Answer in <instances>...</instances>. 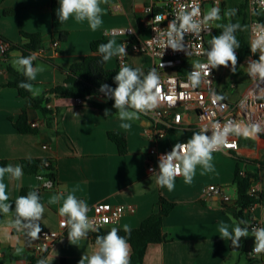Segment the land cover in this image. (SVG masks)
<instances>
[{"label": "crops", "instance_id": "crops-1", "mask_svg": "<svg viewBox=\"0 0 264 264\" xmlns=\"http://www.w3.org/2000/svg\"><path fill=\"white\" fill-rule=\"evenodd\" d=\"M50 0H0V37L11 44L6 57L0 56V164L4 167L21 165L26 159H50L55 170V185L52 189L41 190V203L45 211L39 223L41 230H56L62 219L58 209L63 199L75 189L77 199L87 203L92 213V206L98 202L111 205H132L135 212L123 216L113 227L124 229L137 228L155 209L159 197L174 204V208L163 218L162 233L165 240L149 244L146 247L142 264H264L262 256L231 251L229 239L221 238L220 227L227 226L229 233L238 225L247 228L234 218V207L237 198L234 178L236 170L254 176L252 186L259 192L264 191V136L239 138L237 152H212V171H204L201 165L196 166V173L191 184L184 182L182 175L175 177V187L169 191L157 183V173L147 171L146 152L153 144L144 133L145 120L139 115L138 120L130 121L132 127L123 129L118 117L119 110L114 104L100 100L99 107L77 105L74 99L50 97L46 106L55 111L51 120L40 112L28 110V122H37L40 126L36 134H19L13 127L26 100L19 96L14 88L6 86V66L16 70L23 67L15 61L22 57L16 47L26 40L22 34L42 35L44 53L32 63L33 68L43 69L36 75L33 91L39 90L41 97L50 86L63 84L66 73L73 64L80 62L90 54V43L100 39L111 29L131 28L140 40L148 36V15L144 8L152 6L158 10L161 0H101L103 23L93 31L88 22H77L74 16L62 26L68 32L65 41L58 40V34L51 25ZM59 4V0H56ZM126 35H118L117 45L123 44ZM58 42L57 47L51 43ZM259 57L264 56V46L257 48ZM264 63L261 59L255 62L247 58L239 65L238 71L233 66H217L215 81L220 96L233 101L238 99L249 84V80L259 72H253L252 65ZM128 64L140 69L142 73L151 69L152 60L146 55H131ZM116 56L106 63V69L116 67ZM251 76V77H248ZM105 109L108 114L105 115ZM125 111L133 110L124 107ZM49 122V123H48ZM184 126L169 132L159 140L156 147L159 151H168L176 144L187 142L194 133H203L196 125L193 115H184ZM123 134L126 151L120 154L116 145L109 140L108 133ZM45 146V148H44ZM2 167V166H0ZM19 179H12L6 173L3 183L9 200L18 198L22 188L37 189L41 181L37 175L24 172ZM220 185L230 198L223 202L220 198H204L203 191L210 185ZM53 196L60 201L50 204ZM254 219L264 227V205L256 204L246 212L245 218ZM15 210L0 212V262L3 264H27V235L29 229L14 224ZM21 224H27L22 218ZM248 237H252L249 233ZM255 241V237H252ZM130 247V245H129ZM17 249H20L17 252ZM99 250V245L92 241V235L79 241L71 242L68 236L59 238L53 243L40 260L47 264H78L82 256L91 255ZM132 249L130 247L129 257ZM87 264V262H85Z\"/></svg>", "mask_w": 264, "mask_h": 264}, {"label": "built area", "instance_id": "built-area-1", "mask_svg": "<svg viewBox=\"0 0 264 264\" xmlns=\"http://www.w3.org/2000/svg\"><path fill=\"white\" fill-rule=\"evenodd\" d=\"M224 2L225 0H161L156 11L151 5L144 8V13L148 15V36L144 40L136 38L131 28L111 29L104 33L107 38L118 35H126L127 37L123 42V45L127 46L126 55L116 56V63L119 67L127 65L131 55H146L152 60L150 71L155 69L160 79L161 93L158 94L160 98L158 106L147 113H139L146 122L144 133L153 143L146 152L147 171L150 173L159 174L158 161L160 156L172 151V149L159 151L156 144L167 133L174 132L184 126V115H193L196 125L203 129V134L210 139L214 133H222L229 123L239 125L240 135L230 132L227 136V142H234L236 147L220 146L213 151L237 152L239 138L245 137L243 135L245 130L249 133L246 138L264 136V78L260 74L254 75L238 99L227 101L220 96L217 90L215 68L208 64L207 54L212 50L208 45V40L216 28L217 20L205 21L206 7L208 6L209 10L213 7L220 9ZM197 9L196 14L192 15V22L198 25V29L196 31L181 29L179 15L181 13L191 14ZM246 14L248 42L252 47V43L261 34H264L261 33V29L264 28V0H246ZM157 16L161 17L159 21L155 19ZM173 22H175L176 30L169 27ZM169 33L171 34L169 35ZM170 40L177 44L176 49L172 48L169 43ZM57 45L58 42L56 41L51 43V47H57ZM10 48L8 42L0 41V56H4ZM43 53L44 49L41 47L29 51L27 56L35 54L36 59L32 61L33 63L40 59ZM229 64L233 66L231 62ZM193 71H198L201 74V82L196 87H193L189 80V75ZM205 72H208L209 75H205ZM152 91L156 92V89L154 88ZM105 96L114 101L112 94ZM101 97L103 98V96ZM166 97H171V99ZM90 100L91 98L86 96L85 98H75L74 102L77 105H86ZM124 107L135 111L127 104ZM47 108L50 109V106ZM178 117L179 119H177ZM253 125H259L261 131L256 133ZM30 126L31 128H38L40 124L32 122ZM185 143L187 142L180 144ZM49 165L50 163L46 162L43 167L47 168ZM239 175L244 176L245 171L239 170ZM38 178L41 184L37 190L52 189L55 185V180L49 176L38 175ZM257 193L259 191L251 185L249 194ZM203 197H217L223 202L230 201V198L224 193V188L216 184L208 186L203 191ZM259 203L264 205V201ZM256 204L252 205L250 210ZM134 212L135 209L132 205H111L106 202H98L92 206V213L87 216L93 221V226L97 231H100L114 226L123 216L131 215ZM106 218L107 223H105ZM61 220L58 222L56 230H41L37 239L31 238L29 240L26 245L27 264L40 260L55 241L68 235L69 229L68 227H61ZM246 226L248 233L255 237L252 229L260 228V225L254 219L247 217ZM93 233L90 230L87 235L91 236ZM253 249L251 254L257 255Z\"/></svg>", "mask_w": 264, "mask_h": 264}, {"label": "clouds", "instance_id": "clouds-1", "mask_svg": "<svg viewBox=\"0 0 264 264\" xmlns=\"http://www.w3.org/2000/svg\"><path fill=\"white\" fill-rule=\"evenodd\" d=\"M101 0H59L58 19L60 22L67 21L70 16H74L77 22L87 21L90 28L95 31L102 25L103 21L100 18L102 9L100 7ZM197 10H194L191 14L181 13L178 17L180 20V28L183 30L196 31L198 25L192 22V15H195ZM220 9L213 7L207 15H205V21L209 19L219 20ZM235 14V10L226 12V16ZM157 21L161 19L160 16L155 18ZM169 27L172 30L175 29V22L171 23ZM240 25L231 24L226 27L224 33L219 36H213L211 39L212 50L208 52V64L212 68L217 66H228V62H231L234 66L237 62V56L234 52V46L239 48V42L236 36L232 33L239 28ZM261 33H264V28L261 29ZM171 33H169L170 35ZM182 38V32H181ZM173 49L177 48V44L174 41H169ZM264 45V34H261L258 39L252 43V51L255 52L257 48ZM126 45H117L115 40H110L107 44H101L98 46V50L103 55V60L109 61L114 56L126 55ZM36 59L35 54L27 57H21L15 61L24 69V75L30 80H35L38 72L43 71L39 66L33 68L32 61ZM261 61H264V56L260 57ZM253 72H259L261 77L264 78V63L253 64ZM142 74L140 69L132 68L126 65H121L118 73L114 77L117 87L114 90L109 89L112 92L114 98V107L119 110L118 117L124 123H121L120 127L123 129H129L132 127L130 121L138 120L139 113H147L150 110L155 109L159 104V93L161 88L159 86V76L155 69H152L144 76V79H140ZM205 75H209L205 72ZM189 80L193 87H196L201 82V74L198 71H193L189 75ZM20 88H23L29 92H33V95H38L39 90L33 91V85L27 83H20ZM108 88L107 85L101 86V91ZM156 92H153V89ZM171 99V97H166ZM215 103V101H213ZM128 105L134 109L133 112L125 111L124 106ZM108 114V110L105 109V115ZM179 119V117L177 118ZM254 131L257 133L261 131L259 125H253ZM230 132H235L240 135L239 125H226L222 133H214L210 139L207 135L201 133H194L185 144H176L172 147L170 153L161 155L158 161L159 174L157 175L156 183L160 187H167L169 191L175 187V177L182 175L186 184H191L193 177L196 173V166L201 165L204 171H212L213 165L210 163L213 159L212 152L214 149H218L220 146L227 148H235L236 144L228 143L227 136ZM245 137L249 136L247 130L244 131ZM177 161V163H174ZM6 173L11 174L12 179H19L23 175L22 167L17 165L13 167L8 165L6 167H0V212L8 213L11 205L7 203L9 196L6 192V185L3 183V178ZM60 201V197L53 196L49 200L50 204ZM45 211L44 205L40 202V197L35 191H30L26 196H20L15 202V214L16 219L14 224L18 230L20 228L29 229L27 235L33 240L37 239L41 233V227L39 223H32L33 221H40ZM89 211L88 205L85 201L77 199L75 195V189L70 192L66 198L63 199L62 206L59 207V216L65 219L61 220V227H68V239L71 242H76L82 238H86L88 232H93L97 229L93 226V221L87 216ZM29 221L27 224H21V219ZM107 218L105 223H107ZM244 223V221H240ZM124 231L130 235L131 229L128 225H124ZM221 238L231 239L234 247H239L241 237L248 235L247 228H241L236 225L233 227L231 233L228 231L227 226L220 227L219 229ZM252 232L255 236V246L253 251L256 254L264 253V227L253 228ZM118 229L113 227L106 235L97 236L95 243L99 245V250L94 251L91 255L82 256L78 264H129L130 247L124 237L119 236ZM20 249H17L19 252ZM38 264H47L46 260L38 261Z\"/></svg>", "mask_w": 264, "mask_h": 264}, {"label": "trees", "instance_id": "trees-1", "mask_svg": "<svg viewBox=\"0 0 264 264\" xmlns=\"http://www.w3.org/2000/svg\"><path fill=\"white\" fill-rule=\"evenodd\" d=\"M49 8L51 13V25L54 31L58 34L59 41H65L68 32L62 29L64 22H60L58 19V9L59 4L56 0L49 1ZM233 10V9H232ZM235 14L228 17L227 21L220 27H216L213 33L210 35L208 40V45L212 49L211 39L213 36L222 35L227 26L231 24H239L240 27L237 28L232 35L236 36L239 42V48L234 46V52L237 56V62L233 66V71L239 70V65L244 59L252 58L255 62L260 60L259 55L252 51V48L248 42L247 36V14H246V0L240 4L239 8H235ZM26 42L23 45L15 46L22 53V57L27 56L29 51L41 48L43 45L42 35L40 34H22ZM0 41H5L0 37ZM110 38L105 36L100 39L94 40L90 43V54L84 57L80 62L73 64L68 70L65 71L66 78L61 85L50 86L46 91L43 92L41 97H33L32 93L19 87L20 83L32 84V81L24 75V69L16 70L11 66H6L5 71L7 73L6 86L14 88L17 90L20 97L26 100L25 107L21 111L17 120L12 124L15 130L19 134H36L38 132L37 128H31L28 122V110H35L40 112V114L51 120V115H54L53 110L47 108V104L50 101V97L54 96L56 98H85L89 96L91 100L88 102L92 106L99 107L101 104L100 100H104L106 104H114L115 102L109 98H106V94H112L109 90H114L117 87V83L114 79L119 71V66L116 65L114 69H106V63L103 60L102 53L99 52L98 46L101 44H107ZM6 42V41H5ZM11 46V44H10ZM6 53L3 57H6ZM126 66L136 68L130 64ZM138 69V68H137ZM150 69H146L142 74H140V79L143 80L144 76ZM142 72V71H141ZM107 85L104 91H101V86ZM103 96V98L101 97ZM49 123V122H48ZM108 138L117 147L120 154H124L126 151V142L123 134L117 132H109ZM49 162L50 165L44 168L43 165ZM22 168L25 173L33 175H43L49 176L55 180V170L52 166V161L50 159H26L21 161ZM0 166L4 167V163ZM254 176L252 174L245 173L244 176L239 175V170H236L234 184L236 186L237 198L234 207V218L237 221H244L246 224V212H248L252 205L264 201V191H260L257 194H249V188L253 182ZM30 191H35L40 197V190L32 188H22L19 196H26ZM15 200H10L8 203L11 205L10 209L15 210ZM41 202V197H40ZM174 208V204L167 201L163 197H159L156 203V209L143 220L137 228L131 229L130 235L124 231V229H118V235L124 237L127 243L130 245L132 252L129 257V264H142V259L146 247L149 244L160 243L165 240V236L162 233V221L163 218L168 215V213ZM242 224V223H241ZM110 230H100L92 234V241L95 243L97 236H104ZM239 247H234L231 239H229V247L231 251H239L244 254H251V251L255 245V241L252 237H241L239 242ZM264 260V256H262ZM40 261V260H38ZM38 261L32 262V264H38ZM0 264H3L0 262ZM61 264H64L62 261Z\"/></svg>", "mask_w": 264, "mask_h": 264}, {"label": "rangeland", "instance_id": "rangeland-1", "mask_svg": "<svg viewBox=\"0 0 264 264\" xmlns=\"http://www.w3.org/2000/svg\"><path fill=\"white\" fill-rule=\"evenodd\" d=\"M244 0H225V2L220 7L219 15L221 19L216 21V27L222 26L228 19L229 16H226L225 13L231 11L232 9H237L240 7V4L243 3ZM210 10L208 6L206 7V13ZM229 63V62H228Z\"/></svg>", "mask_w": 264, "mask_h": 264}]
</instances>
